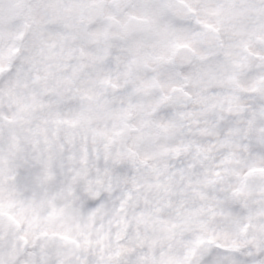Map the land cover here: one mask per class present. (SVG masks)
Segmentation results:
<instances>
[{"label":"snow or ice","instance_id":"1","mask_svg":"<svg viewBox=\"0 0 264 264\" xmlns=\"http://www.w3.org/2000/svg\"><path fill=\"white\" fill-rule=\"evenodd\" d=\"M9 2L45 14L32 34L14 33V16L0 12V264H264V188L254 180L264 130L253 114L264 99L245 92L243 118L232 98L217 115L207 88L190 87L208 83L197 45L219 31L204 15L224 21L244 0ZM180 49L192 54L187 66ZM54 70L64 75L40 90ZM209 113L221 121L214 136L202 126ZM78 141L83 165L95 153L92 168L74 167ZM101 152L111 160L103 171ZM105 179L112 195L92 187Z\"/></svg>","mask_w":264,"mask_h":264},{"label":"clouds","instance_id":"2","mask_svg":"<svg viewBox=\"0 0 264 264\" xmlns=\"http://www.w3.org/2000/svg\"><path fill=\"white\" fill-rule=\"evenodd\" d=\"M0 12L6 17L9 15L14 16L15 27L12 29L14 33H32L35 34L38 30L36 19L45 14L43 9L34 8L32 12H18L15 4L10 3L9 0L0 5ZM203 19L206 23L214 25L219 31L208 30L206 35L202 38L201 43L197 45L198 56L204 57L199 63L201 65L200 74L204 77L207 84L202 85L199 81H193L190 85L191 90L195 95L200 94L201 89L206 87L208 94L212 96L213 102L217 103L216 114L219 115V107L221 104H227L229 98H232V112L238 118H243V113L240 111V106L245 109L250 108L247 101L243 99L245 92L250 96H259L264 99V0H244L238 5L235 12L230 13L224 21L219 17L206 14ZM7 43V41H5ZM16 44L23 46V41H15ZM222 57V58H219ZM192 59V54L187 49H180L176 54V62L187 66ZM55 78L49 80L39 81L38 88H52L55 85V79L62 78L64 73L62 71L54 70ZM254 73V75H249ZM115 76V73H113ZM83 86V85H81ZM254 87H259L260 91L252 93ZM213 88L216 89L213 92ZM104 94H110L112 89L105 88L101 90ZM18 97L23 101L25 99V92L23 89L18 91ZM178 104L185 103L184 98L181 97ZM7 105V100H5ZM253 114L258 123V128L264 130V105L258 106L253 110ZM212 113L208 114L207 123L202 125L209 129L210 135H216L219 130L221 121L213 120ZM91 147V141L89 140ZM131 145V141H128ZM256 143L264 148V139L257 138ZM155 145L149 147L148 150H153ZM118 150V146L117 149ZM139 151L145 149L139 148ZM227 150H234V145L228 146ZM81 144L78 141L75 150L76 162L74 167L80 169L83 167L92 168V163L95 160V153H89V164L83 165L80 158L83 156ZM234 159H238L234 158ZM261 163H264V158H260ZM154 161H149L147 166L141 167L143 175L148 176L151 174V167ZM111 164V160L105 162L103 153L101 152L99 167L101 171L106 166ZM235 166V165H234ZM85 183V190H87V180H95V170L92 169L88 177L81 178ZM118 177L112 178L113 191H122L124 189L123 183L117 184ZM255 182L264 188V174H257L254 178ZM80 181L72 184V191L68 195V203L79 200L76 195V188ZM108 180L105 179L103 186L95 185L92 187L94 190L101 193V195L108 192Z\"/></svg>","mask_w":264,"mask_h":264}]
</instances>
